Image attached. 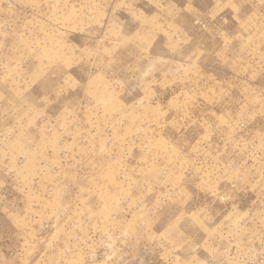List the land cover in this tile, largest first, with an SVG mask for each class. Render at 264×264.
<instances>
[{"label": "rangeland", "instance_id": "rangeland-1", "mask_svg": "<svg viewBox=\"0 0 264 264\" xmlns=\"http://www.w3.org/2000/svg\"><path fill=\"white\" fill-rule=\"evenodd\" d=\"M0 264H264V0H0Z\"/></svg>", "mask_w": 264, "mask_h": 264}]
</instances>
